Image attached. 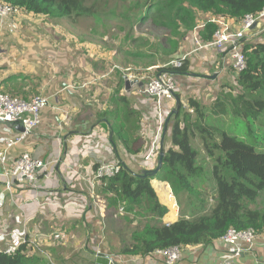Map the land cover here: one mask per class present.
Segmentation results:
<instances>
[{
  "label": "crops",
  "instance_id": "0c3cea01",
  "mask_svg": "<svg viewBox=\"0 0 264 264\" xmlns=\"http://www.w3.org/2000/svg\"><path fill=\"white\" fill-rule=\"evenodd\" d=\"M50 20L22 11L0 18V92L25 100L37 95L48 99L41 125L10 150L6 164L0 162V252L10 244L12 231L26 230L35 240L28 256L52 264H164L152 255L121 254V245L132 243L139 218L112 217L100 194L102 183L94 181L96 169L104 164L121 162L135 175L156 168L163 133L158 135L154 101L141 87L147 77L159 73L149 69L160 65L144 69L146 73L140 75L145 79L127 87L126 73L113 71V67L131 68L130 60L138 61L130 56L133 47L113 46L106 54L103 44L108 37H101L100 47L90 39L85 48L76 37L71 41L63 26ZM261 28H254L246 42L257 41ZM119 35L122 37L121 30ZM111 42L117 44L113 38ZM124 42L121 38L118 44ZM181 48L190 62L189 72L174 77L176 92L186 106L188 98L204 104L206 93L216 96L225 84L235 83L228 55L197 50L193 33ZM214 74L216 78H212ZM127 107L135 113L128 121ZM170 111L169 107L166 118ZM21 128L0 122V151ZM127 139L132 152L124 145ZM152 148L154 153L146 161ZM22 153L45 160L48 172L39 175L35 183H16L8 191L4 174ZM151 184L160 203L169 209L164 222L171 225L180 219L177 200L170 198L172 189L157 179ZM57 233L65 238L54 239ZM239 246L244 251L235 264H264V235H259L250 249L244 242ZM226 248L221 240L209 246L187 247L178 264H219Z\"/></svg>",
  "mask_w": 264,
  "mask_h": 264
},
{
  "label": "trees",
  "instance_id": "16d2710c",
  "mask_svg": "<svg viewBox=\"0 0 264 264\" xmlns=\"http://www.w3.org/2000/svg\"><path fill=\"white\" fill-rule=\"evenodd\" d=\"M88 2L0 0V4L11 6L14 11L51 20L96 18L100 15L98 7L88 5ZM127 10H134L129 16L122 15L128 19L131 28L138 24L142 29L161 34L154 42L146 40L143 45L132 34L127 36L134 49L131 58L138 59L134 62L147 69L158 62L162 64L160 66L170 63L187 36L202 23L205 27L199 33L201 42L209 43L218 30L213 19L239 23L246 15L262 12L264 0H135ZM103 15L105 13L101 19H105ZM98 22L104 23L103 20ZM243 52L247 64L245 71L235 80L236 87L232 84L223 86L211 107L193 98L187 99L186 106L176 92L181 105L169 123L171 131L165 143L163 167L155 177H139L123 165L117 176L102 182L100 194L105 198L112 217L124 209L120 217L133 215L139 218L132 243L121 251L123 256L147 257L157 250L173 247L209 246L230 229H252L258 236L264 235V200L259 201L264 194V152H257L253 146L231 136L226 129L235 120H244L251 127L253 122L263 119L264 32L257 41L246 43ZM189 67L190 62L185 60L180 69L169 67L164 70L186 75ZM126 110L128 121L135 113L128 107ZM213 116H217L214 121ZM112 131L115 133L114 128ZM196 139L201 140L204 152L213 161L209 169L199 163L200 154L193 147ZM124 145L128 152H132L130 139ZM154 179L170 185L182 213L181 218L169 226L164 222L169 209L160 203L151 184ZM210 179L211 184L207 185ZM29 251V246L22 245L11 256L0 252V264H52L28 256Z\"/></svg>",
  "mask_w": 264,
  "mask_h": 264
},
{
  "label": "built area",
  "instance_id": "2783aa9c",
  "mask_svg": "<svg viewBox=\"0 0 264 264\" xmlns=\"http://www.w3.org/2000/svg\"><path fill=\"white\" fill-rule=\"evenodd\" d=\"M14 9L11 6L0 4V18L12 15ZM213 22L218 25V30L215 32L213 40L209 43L201 42L199 33L204 29L205 24L197 26L194 30V40L197 50H215L219 54L224 53L231 59V69L235 78L246 69V57L243 49L246 43V38L252 30L258 26H262L264 32V10L257 15H246L237 24L236 21H227L223 18L214 19ZM184 60V59H183ZM173 61L166 66H158L149 70L163 69L158 77H147L142 92L145 96L150 97L154 101L156 114L158 117V135L163 133L165 118L168 108L174 104V93H176L175 77L168 74L165 68L174 67L180 69L184 61ZM114 70L124 71L127 75L126 79L135 81L144 80L140 74L132 72L131 68L123 69L120 66H114ZM48 107V99L43 95H38L30 101L13 97L8 94L0 93V122L10 124L12 126L19 125L23 131L17 134L14 138L9 139L5 143V147L0 151V162L6 164L10 150L23 143L42 123V112ZM170 110H172L170 108ZM171 112V111H170ZM169 112V113H170ZM167 119V118H166ZM154 148L146 156V161H149L154 153ZM48 164L45 160L35 158L29 153H22L8 169L4 176L7 178L6 189L11 190L14 184L23 185L26 183H35L39 175H46L48 172ZM123 168L121 162L113 164H104L99 166L94 174L95 182H105L117 176ZM95 185L93 184L92 187ZM171 200L176 202L175 196L170 194ZM175 206L177 204L175 203ZM120 216L124 214V209L118 212ZM169 226V224H168ZM65 236L55 234L54 239L62 240ZM258 235L252 229L246 231H237L230 229L220 240L226 245V254L223 256L219 264H235L236 260L243 253V249L239 246L240 242H244L248 248H252ZM10 244L4 249V253L8 256L14 255L22 245L35 246V240L28 237L26 230L12 231L9 234ZM183 250L179 247H173L165 250H157L152 256L161 258L164 264H178L182 258ZM30 251L28 255H30ZM109 264H113L110 261Z\"/></svg>",
  "mask_w": 264,
  "mask_h": 264
},
{
  "label": "rangeland",
  "instance_id": "374dc122",
  "mask_svg": "<svg viewBox=\"0 0 264 264\" xmlns=\"http://www.w3.org/2000/svg\"><path fill=\"white\" fill-rule=\"evenodd\" d=\"M133 1L135 0H89L88 5L96 4V6L98 7L97 10L100 13V15L97 16L96 18H94L95 16L78 17V18L76 17L72 19H59L54 21L50 20V22H54L55 24H59L63 26L68 35L67 37L71 38V41H72V36L76 37L77 41L85 45L84 46L85 48H88L87 44L90 39H93L95 41V45L100 47V43L103 42L101 40V37L102 38L108 37V41H104L103 44L104 51L106 54L108 53V50L113 48V46L114 48L117 47L122 49L126 47L125 45L130 46L131 43L127 41V36L129 33L132 34L133 37L139 39L140 40L139 44L141 45H143L146 42V40H148L149 42H154L155 37L161 35L160 33L151 32L147 28L142 29L138 24L134 25V27L131 28V24L128 21V19L127 18L124 19L122 17L123 13L127 14L128 16L129 14L134 13V10L133 11L127 10L128 5ZM104 13L106 16L105 17L103 15L105 19H101L102 14ZM98 20H101V22L103 20L104 23L100 24ZM120 30L122 31V35H121L122 37H119ZM112 38L117 41V44L116 43L113 44V42H111ZM121 38L126 39V42L123 43L124 45L118 44ZM157 64L162 65L160 62H158ZM128 66H132L131 68L133 73L136 72L137 74H141V75L146 73L142 65L134 63V61L132 60H130ZM100 69H102L101 70L102 72L106 70L105 67ZM108 73L109 71L106 73V75ZM232 86L236 87V82L234 84L232 83ZM225 87L226 84L224 85V88ZM211 94L206 93V95L208 96L207 97L208 101H205L204 104L207 107H211L214 104L213 102L214 100L212 98H215V95H211ZM33 98H31L30 100H32ZM30 100H26V101H30ZM174 107H175V102L174 104H171L170 108L174 109ZM216 118L217 116H213L212 120L214 121ZM226 120L228 119L226 118ZM226 129L231 136H236L238 137V139L243 140L245 143L253 146L257 152H264V115L261 122H253L251 127H248L244 120L243 121L235 120L229 126H227ZM193 147L200 154L199 163L205 165L204 167L206 169H209L213 161L209 159L206 153L204 152L201 140L200 139L194 140ZM205 174L206 176L209 175L208 172H206ZM210 184H211V179L207 181V185ZM202 189L203 187H200V190ZM260 200L261 201L264 200V194L260 197L259 201ZM181 216L182 213H180V218ZM117 217L120 216L117 215ZM119 242L121 243V241ZM125 246L126 243H123L121 245V248H124Z\"/></svg>",
  "mask_w": 264,
  "mask_h": 264
},
{
  "label": "water",
  "instance_id": "95a60500",
  "mask_svg": "<svg viewBox=\"0 0 264 264\" xmlns=\"http://www.w3.org/2000/svg\"><path fill=\"white\" fill-rule=\"evenodd\" d=\"M182 58H183L182 48L180 49L178 54L172 56V59H175V60H179V59H182ZM168 74L173 75V76L178 75L176 72H171V71L170 72L168 71ZM160 76H161V73H158V77H160ZM212 78H216V75L214 74L212 76ZM130 84H135V83L127 80L126 81V86L127 87L130 86ZM141 86H142V84H141ZM174 100H175V107H174V109L171 110V112H170L169 116L167 117V119L165 121V124H164L163 137H162V140H161V143H160V155H159L158 164H157L155 169L146 170V171L143 172V174L139 175V177H142V178H153L160 172V170L163 167V162H164V158H165V137H166V135L168 133V130H169V123H170L171 118L173 117V115L178 113V111L180 109V105H181V101H180L179 97L176 95V93H174ZM22 131H23V129H22Z\"/></svg>",
  "mask_w": 264,
  "mask_h": 264
},
{
  "label": "bare ground",
  "instance_id": "6f19581e",
  "mask_svg": "<svg viewBox=\"0 0 264 264\" xmlns=\"http://www.w3.org/2000/svg\"><path fill=\"white\" fill-rule=\"evenodd\" d=\"M13 13H15V11L13 12ZM182 53H183V51H182ZM178 54V53H177ZM171 59H172V57H171ZM184 59V60H183ZM181 60H183V61H185V60H187V57L186 56H184V54H183V58L182 59H179V60H175V59H172V61L171 62H173V61H181ZM183 67V66H182ZM181 67V68H182ZM170 68H174V67H170ZM174 69H177V68H174ZM175 83H176V81H175ZM0 93H2V92H0ZM23 129V128H22ZM21 129V130H22ZM22 132V131H21Z\"/></svg>",
  "mask_w": 264,
  "mask_h": 264
}]
</instances>
